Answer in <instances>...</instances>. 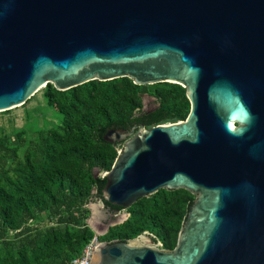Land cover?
I'll return each mask as SVG.
<instances>
[{
  "label": "water",
  "instance_id": "water-1",
  "mask_svg": "<svg viewBox=\"0 0 264 264\" xmlns=\"http://www.w3.org/2000/svg\"><path fill=\"white\" fill-rule=\"evenodd\" d=\"M120 78L180 85L190 111L105 133L121 148L103 201L125 211L161 189L194 200L172 250L144 233L100 242L91 264H264V0H0V113L47 84ZM125 220L87 224L102 236Z\"/></svg>",
  "mask_w": 264,
  "mask_h": 264
},
{
  "label": "trees",
  "instance_id": "trees-1",
  "mask_svg": "<svg viewBox=\"0 0 264 264\" xmlns=\"http://www.w3.org/2000/svg\"><path fill=\"white\" fill-rule=\"evenodd\" d=\"M41 91L55 124L36 128L33 137L26 128L0 129V264H70L80 256L95 236L87 224L90 200L122 210L103 201L105 178L95 177L111 169L121 148L105 142V133L184 121L190 111L185 89L171 83L138 86L120 78L63 92L47 84ZM143 95L156 102L147 112ZM193 200L183 189H161L137 200L122 224L97 238L124 242L148 233L172 250Z\"/></svg>",
  "mask_w": 264,
  "mask_h": 264
},
{
  "label": "rangeland",
  "instance_id": "rangeland-1",
  "mask_svg": "<svg viewBox=\"0 0 264 264\" xmlns=\"http://www.w3.org/2000/svg\"><path fill=\"white\" fill-rule=\"evenodd\" d=\"M142 104L143 111H149L156 106L155 99L144 95L142 96ZM55 118L56 116L53 111L46 106L42 91L40 90L25 106L14 108L10 110L8 114L3 112L0 113V129H3L5 133H8L11 128H26L28 130V136L33 137L34 134L32 132L36 130V128H49L52 126V123H56ZM104 175L105 173L99 174L101 177H104ZM87 208L90 210V217L87 222H89L97 232H104L107 226L122 222L128 217V214L122 210L120 213H117L118 217L115 221L105 225L109 219V215L106 211L107 208L99 198L93 197L87 205ZM145 234L146 235L142 236L144 238L141 240L142 243L151 245L159 244L153 242L151 235L148 233Z\"/></svg>",
  "mask_w": 264,
  "mask_h": 264
},
{
  "label": "built area",
  "instance_id": "built-area-1",
  "mask_svg": "<svg viewBox=\"0 0 264 264\" xmlns=\"http://www.w3.org/2000/svg\"><path fill=\"white\" fill-rule=\"evenodd\" d=\"M97 237L98 236L95 234L93 239L84 247L80 256L74 258L70 262V264H91L95 258L96 249L100 244V241L98 240ZM157 243H159V242H157ZM144 244H146V243H144ZM146 245L156 247V248H161L160 243L158 245H151V244H146Z\"/></svg>",
  "mask_w": 264,
  "mask_h": 264
},
{
  "label": "flooded vegetation",
  "instance_id": "flooded-vegetation-1",
  "mask_svg": "<svg viewBox=\"0 0 264 264\" xmlns=\"http://www.w3.org/2000/svg\"><path fill=\"white\" fill-rule=\"evenodd\" d=\"M143 111V110H142ZM147 112V111H146ZM141 126V125H140ZM140 126H136V125H134V126H132L128 131H125V132H129V131H131L133 128H136V129H139V127ZM104 204V203H103ZM107 209H106V211H107V213H108V215H109V219L107 220V222H106V224L105 225H107V223H111L112 221H115L116 220V218L118 217V215H117V213H120L122 210H116V209H112L111 207H107V206H105ZM129 215V214H128ZM108 227V226H107Z\"/></svg>",
  "mask_w": 264,
  "mask_h": 264
},
{
  "label": "bare ground",
  "instance_id": "bare-ground-1",
  "mask_svg": "<svg viewBox=\"0 0 264 264\" xmlns=\"http://www.w3.org/2000/svg\"><path fill=\"white\" fill-rule=\"evenodd\" d=\"M144 238L142 237L141 240H143Z\"/></svg>",
  "mask_w": 264,
  "mask_h": 264
}]
</instances>
